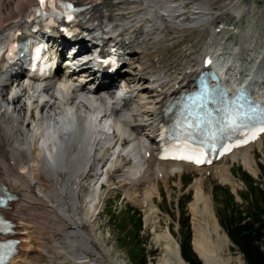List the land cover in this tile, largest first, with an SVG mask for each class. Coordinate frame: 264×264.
I'll return each mask as SVG.
<instances>
[{"label":"bare ground","instance_id":"1","mask_svg":"<svg viewBox=\"0 0 264 264\" xmlns=\"http://www.w3.org/2000/svg\"><path fill=\"white\" fill-rule=\"evenodd\" d=\"M73 1L89 6L81 35L97 44L110 39L130 51L131 59L120 71L130 81L128 100L120 103L122 96L106 97V88L94 86L98 76L87 68L74 74L60 70L43 85L13 88L8 77L16 68L0 72V194L6 186L16 198L0 213L17 225L11 238L21 241L11 264H125L106 250L98 233L106 192L103 184L116 187L115 180H120L124 194L145 210L146 222L156 219L153 194L158 180L167 182L172 174L194 169L158 160L156 139L167 104L190 91L204 71L215 70L231 95L248 88L257 73L252 67L245 75L242 65L249 60L239 51L221 53L213 0ZM240 2L228 3L223 10L240 17ZM35 5L36 0H0V36L25 22ZM31 29L23 35L28 36ZM169 34L181 40L197 37L201 54L193 56L189 48L167 55ZM236 71L242 76L240 82ZM41 93L49 99L42 106ZM254 94L255 101L264 102L263 93ZM263 140L264 136L230 158L252 168L250 150ZM227 159L221 162L226 164ZM208 171L222 180L230 177L224 168ZM204 181L201 178L193 185V249L203 264H232L224 255L229 238L220 236V225L203 191ZM141 190L145 196L140 199ZM155 233L154 246L160 251L155 264H187L169 232Z\"/></svg>","mask_w":264,"mask_h":264},{"label":"rangeland","instance_id":"2","mask_svg":"<svg viewBox=\"0 0 264 264\" xmlns=\"http://www.w3.org/2000/svg\"><path fill=\"white\" fill-rule=\"evenodd\" d=\"M236 1L220 0V2H216L213 0L211 4V9L219 16L216 24L223 23L225 27L223 32L216 36L217 42L222 43L220 49H225L226 56L233 51L240 52L239 54L243 55L242 57H247L248 62H250L246 66H252L256 62L258 65L256 72L264 73V0H240V10L242 11L240 17L235 13H227L223 10L224 5L234 4ZM214 29L219 30L220 25H216ZM196 38L189 37L181 40L175 35L169 34L165 43L170 44L167 55L170 56L176 51L192 48L189 52L193 51L191 54L197 56L200 53L199 43L201 42L197 43L200 39L195 40ZM232 47L235 48L232 49ZM163 50L164 48H160L158 51ZM235 58H238V55ZM232 60L235 61L233 58ZM234 64L238 65L237 63ZM250 154L253 157L252 168L246 167L240 160L230 158L224 162L226 164L220 162L206 169L219 167L229 170L230 177L224 180L217 178L214 172H205L204 170L201 173L191 168H186L182 173L175 176L172 174L167 182L159 179L156 183L159 189L156 186L153 194V209L159 211V213H155L156 216H153V219H156L151 220L154 226L149 224L151 222H146L147 214L144 209L137 205L138 202H134L124 194L125 190L120 187V180H115L116 187L108 185L104 189V192L106 191L105 199L101 203L103 208L100 213V231L98 233L107 246L106 250L111 251L115 260L121 259L125 264H143L144 260L146 264H155L160 251L154 246V233L159 235L169 232L174 240L180 243L183 239L182 234L185 235L188 230L191 233L193 249L194 217L190 208L195 193L193 185L201 178H205L203 191L210 200V208L214 212L218 226L221 216L236 211L247 212L249 204L258 197L251 196L248 178H251L257 187L261 186L262 188L264 184V140L261 144L254 145ZM119 174L122 173L119 172ZM152 178L155 179L154 175ZM144 193L145 191L141 190L140 199L145 196ZM219 233L221 237L227 236L221 225L219 226ZM224 255L231 259L232 264H245L243 256L230 239H228Z\"/></svg>","mask_w":264,"mask_h":264},{"label":"trees","instance_id":"3","mask_svg":"<svg viewBox=\"0 0 264 264\" xmlns=\"http://www.w3.org/2000/svg\"><path fill=\"white\" fill-rule=\"evenodd\" d=\"M252 181L248 178L250 194L258 197L249 204L248 211L226 214L219 217V221L232 244L243 256L245 264H264V184L261 188ZM190 234V230L182 234V257L187 264H202L192 249ZM143 264H146L145 260Z\"/></svg>","mask_w":264,"mask_h":264},{"label":"snow or ice","instance_id":"4","mask_svg":"<svg viewBox=\"0 0 264 264\" xmlns=\"http://www.w3.org/2000/svg\"><path fill=\"white\" fill-rule=\"evenodd\" d=\"M40 2H41V4H43L44 3V0H40ZM260 131H264V128H261ZM178 158H181V159H191V157H186V156H182V157H178ZM197 162H199V161H197ZM2 224H3V222L0 221V225H2ZM3 230H4L3 227H0V231H3ZM0 247H3V245H0Z\"/></svg>","mask_w":264,"mask_h":264}]
</instances>
